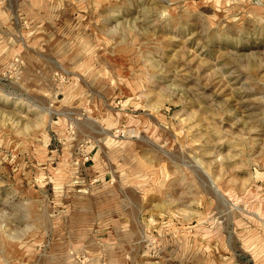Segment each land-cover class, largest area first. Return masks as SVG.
I'll list each match as a JSON object with an SVG mask.
<instances>
[{
	"label": "rangeland",
	"instance_id": "374dc122",
	"mask_svg": "<svg viewBox=\"0 0 264 264\" xmlns=\"http://www.w3.org/2000/svg\"><path fill=\"white\" fill-rule=\"evenodd\" d=\"M0 264H264V0H0Z\"/></svg>",
	"mask_w": 264,
	"mask_h": 264
}]
</instances>
